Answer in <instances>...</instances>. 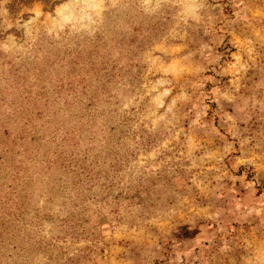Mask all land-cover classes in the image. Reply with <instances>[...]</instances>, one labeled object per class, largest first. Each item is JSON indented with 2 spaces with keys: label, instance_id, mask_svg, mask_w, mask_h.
Here are the masks:
<instances>
[{
  "label": "rangeland",
  "instance_id": "obj_1",
  "mask_svg": "<svg viewBox=\"0 0 264 264\" xmlns=\"http://www.w3.org/2000/svg\"><path fill=\"white\" fill-rule=\"evenodd\" d=\"M64 2L0 0V264H264V0Z\"/></svg>",
  "mask_w": 264,
  "mask_h": 264
},
{
  "label": "clouds",
  "instance_id": "obj_2",
  "mask_svg": "<svg viewBox=\"0 0 264 264\" xmlns=\"http://www.w3.org/2000/svg\"><path fill=\"white\" fill-rule=\"evenodd\" d=\"M89 7L81 9L79 14L74 11V0H65V2L57 10L53 17L52 31H63L74 19H76L82 27V30H90L92 16L91 12L96 7L95 0H89ZM36 17L30 18L23 23L22 27L26 33L30 29V25L35 23ZM14 47H18L15 44Z\"/></svg>",
  "mask_w": 264,
  "mask_h": 264
}]
</instances>
